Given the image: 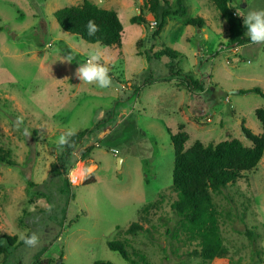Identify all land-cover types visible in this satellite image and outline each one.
Wrapping results in <instances>:
<instances>
[{"label": "rangeland", "instance_id": "1", "mask_svg": "<svg viewBox=\"0 0 264 264\" xmlns=\"http://www.w3.org/2000/svg\"><path fill=\"white\" fill-rule=\"evenodd\" d=\"M82 1L0 0V146L16 161L0 163V232L17 237L0 264H128L106 246L110 239H127V249L149 264H249L253 246L245 227L254 232L264 264V150L252 170L211 192L227 259L203 260L188 254L197 241L171 208L177 195L169 136L183 123L185 148L196 140L206 145L233 138L248 145L241 128L261 132L254 110L264 108V94L240 90L264 93V43L230 45L228 24L212 0H182L186 16L167 17L155 40L144 0H89L114 10L123 26L119 45L89 43L62 30L54 16ZM231 7L243 17L264 10V0H233ZM138 14L145 23H131ZM196 16L201 28L186 24ZM164 47L178 52L174 63L200 80L202 90L188 91L183 74L170 76L167 57L141 54ZM92 49L109 68L108 88L75 75ZM85 128L91 131L74 155L92 149L68 172L73 196L61 216L29 182L46 177L61 135ZM90 176L95 181L83 184ZM132 222L146 230L128 233ZM33 234L37 243L26 244L22 237Z\"/></svg>", "mask_w": 264, "mask_h": 264}, {"label": "trees", "instance_id": "2", "mask_svg": "<svg viewBox=\"0 0 264 264\" xmlns=\"http://www.w3.org/2000/svg\"><path fill=\"white\" fill-rule=\"evenodd\" d=\"M233 0H212L218 9L221 17L228 24V42L230 45L241 46L250 42L244 34L243 17L233 10ZM144 6L152 13L155 26L150 34L151 40L159 37L161 29L169 16L185 17L187 7L182 0H144ZM143 12V10H142ZM54 16L62 30L81 37L89 43H100L105 46H116L121 43L123 26L114 10L99 7L89 0H83L81 4L69 5L58 8ZM93 20L99 30L94 35H89L86 24ZM131 23H145L146 19L141 15H134L130 18ZM186 24L201 28L203 20L201 17H189ZM140 43V41H138ZM152 43V42H151ZM67 54L74 59V52L67 50ZM143 54L147 60L159 59L163 56L168 58L167 67L170 76L182 75L185 79V87L190 92L202 90L200 80L185 74L181 68L176 66L178 52L170 48H161L158 51L150 52L145 49ZM150 77V76H148ZM145 77L143 83H149L150 78ZM256 92L264 94L257 88L240 90V92ZM254 115L261 124V132L254 134L247 127L242 126L241 130L249 141L244 145L238 139H224L218 142H211L206 145L200 141H194L185 148V141L188 134L184 130V124L177 125V132L169 131L170 140L174 150L172 169V188L177 198L172 202L171 208L174 215L181 219L186 225V230L191 237L197 241L198 248L193 249L190 256H198L203 260L227 259V249L223 244L218 224V213L212 200L211 192L220 191L226 185L234 183L244 171L252 170L260 160L264 150V108H256ZM91 131L85 128L67 136V142L57 147L53 161L50 163L49 171L41 183L29 182V186L35 193L43 194L49 202L51 209L59 207V214L64 216L66 206L73 194L72 185L68 179V172L77 160H84L89 156L92 146L82 150L78 158L74 151L80 141ZM0 163L16 165L8 150L0 146ZM90 176L84 183L94 182ZM153 205L150 202L144 206L148 208ZM57 213V210L50 211ZM143 229L138 222H132L127 228L128 233H136ZM244 232L253 246L251 262L249 264H260L262 260V248L257 246L254 232L245 227ZM173 235V232L168 231ZM17 244V237L0 232V255L5 254L8 249ZM106 246L117 252L128 264H149L143 255L130 252L127 239L107 240ZM45 250L43 248L39 255ZM92 264H113L109 260L97 259Z\"/></svg>", "mask_w": 264, "mask_h": 264}, {"label": "clouds", "instance_id": "3", "mask_svg": "<svg viewBox=\"0 0 264 264\" xmlns=\"http://www.w3.org/2000/svg\"><path fill=\"white\" fill-rule=\"evenodd\" d=\"M243 24L246 27V35L251 43H264V10H249L243 16ZM88 34L94 35L98 30V25L89 20L86 24ZM75 75L80 81L87 84H95L100 88H108L112 84L109 76V68L102 62L101 52L97 49H92L87 54V59L80 63L76 69ZM27 134V130H25ZM73 133L69 131L66 135H61L59 143L63 145L67 142V136ZM28 245H35L37 237L35 234L30 237H22Z\"/></svg>", "mask_w": 264, "mask_h": 264}, {"label": "water", "instance_id": "4", "mask_svg": "<svg viewBox=\"0 0 264 264\" xmlns=\"http://www.w3.org/2000/svg\"><path fill=\"white\" fill-rule=\"evenodd\" d=\"M151 32H152V30L149 32V35L151 34ZM116 163H117V168L120 169V165H121V158L120 157L117 158Z\"/></svg>", "mask_w": 264, "mask_h": 264}, {"label": "crops", "instance_id": "5", "mask_svg": "<svg viewBox=\"0 0 264 264\" xmlns=\"http://www.w3.org/2000/svg\"><path fill=\"white\" fill-rule=\"evenodd\" d=\"M233 4V3H232ZM234 10H235V12H237V13H239L237 10H236V8L234 7ZM239 47V46H238Z\"/></svg>", "mask_w": 264, "mask_h": 264}]
</instances>
